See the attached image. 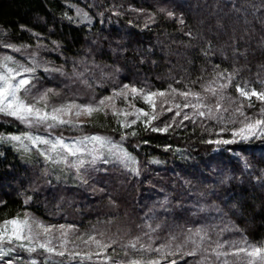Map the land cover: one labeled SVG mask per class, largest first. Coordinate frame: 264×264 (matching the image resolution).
I'll return each instance as SVG.
<instances>
[{"label":"trees","instance_id":"16d2710c","mask_svg":"<svg viewBox=\"0 0 264 264\" xmlns=\"http://www.w3.org/2000/svg\"><path fill=\"white\" fill-rule=\"evenodd\" d=\"M193 5L197 8L191 14L188 8ZM73 6L88 11L92 23L65 19L64 13L75 17ZM198 9L201 13H196ZM167 11H173L175 17L169 18ZM181 15L185 20L182 30L178 23ZM21 25L30 31L22 30ZM189 28L196 39L184 35ZM31 33H39L49 49L52 41L61 45L60 51L41 50L39 55L56 66L63 65L68 76L53 74L49 78L42 71L37 75L41 77L40 86L53 87L62 95L88 99L94 91L98 99L125 83L147 90H165L172 84L183 90L198 77L210 79L211 66L200 52L209 40L215 50L212 62L229 72L237 70L227 96L236 102L243 99L235 90L237 83H247L257 91L264 89V0H0V55L7 53L26 62L38 43ZM5 43L31 48L14 53L4 48ZM73 60L86 61V65L78 64L77 70L89 69L91 89L72 77ZM202 68L206 69L203 73ZM193 87L200 90L199 84ZM133 102L144 107L139 98ZM252 102L254 107L245 111L258 115L264 105L255 98ZM229 105L225 100L224 106ZM172 115L165 113L153 124L162 126ZM89 123L95 126L88 127ZM185 124L187 127L170 129L166 134L145 131L139 123L133 126L138 134L125 146L140 161V175L132 176L119 165L98 164L99 170L85 187L59 171L45 176L43 160L34 148L24 153L10 144L0 145V221L28 211L49 225H74L77 235L100 239V233H104L122 243L140 235V225L160 223L162 227L155 234L157 244L166 242L170 233L178 234L186 228L212 224L219 231L227 225L230 230L223 232L221 241L264 246V179H258L264 177V140L222 145L216 151L215 145L203 142L216 139L214 133L202 130L199 122L195 131L191 123ZM85 125L88 133L119 140V126L110 112L107 117L98 113ZM207 125L216 127L212 122ZM22 131L36 130L0 115V135ZM60 131L66 137L77 135L68 129H57L53 135ZM223 138H230V133H224ZM143 140L149 143L142 144ZM137 144L138 149L133 147ZM166 145H170L167 151ZM153 159L160 163H149ZM243 159L250 169L243 168ZM225 175L234 179L221 184ZM100 188L105 191H98ZM165 195L171 201L168 211L157 203ZM28 197L31 199L25 203ZM201 207L205 211H198ZM153 208L155 219L146 220V215L153 216ZM114 247L115 253L108 250L113 259L126 260L119 245ZM20 255L28 264L29 254ZM31 258L38 264H45L46 259L47 264H80L67 255L31 254ZM173 259L176 264H188L193 258L177 253L168 257L169 264ZM6 260H0V264H6Z\"/></svg>","mask_w":264,"mask_h":264},{"label":"snow or ice","instance_id":"6c2138e0","mask_svg":"<svg viewBox=\"0 0 264 264\" xmlns=\"http://www.w3.org/2000/svg\"><path fill=\"white\" fill-rule=\"evenodd\" d=\"M73 7L76 12L75 17L64 13L65 19L70 23L79 22L89 25L92 23V16L88 11ZM166 15L169 18L175 17L173 11H167ZM178 23L182 30L185 25L182 15L178 18ZM20 28L30 31L24 25ZM31 34L38 43L35 50L29 53L30 59L26 62L16 59L13 55H0V115L14 118L26 128L36 131H22L19 135H0V145L10 144L15 150H22L24 153L30 152L33 148L36 149L43 160L45 176L59 171L79 186L85 187L93 178L92 174L99 170L98 164L119 165L132 176H139L140 161L125 146L129 138L137 136L138 133L133 126L138 123L143 125L145 131L166 134L170 129L187 127L185 121L191 123L195 131V126L199 122L202 130L207 131L209 135L213 133L216 135V139L203 141L215 145L216 151H219L222 145L248 143L255 139L264 140V106L259 109L258 115H248L245 111L246 108L254 107L253 97L264 105V89L257 91L255 87L249 89L247 83L243 86L237 83L235 90L243 99L236 102L227 96L226 90L232 85L235 79L234 73L237 70L229 72L228 69H221L220 64L212 62L215 50L210 40L206 42V47L200 49L201 55L211 66L210 79L207 81L203 80V76L198 77L191 81L190 85H185L183 90L173 87L172 84H169L165 90H147L125 83L119 88L114 87L110 95H104L98 100L93 91L86 103L77 102L80 99L79 95L53 103L52 98L58 97L60 93L52 88L40 90L37 85L41 77L37 73L42 71L49 78L53 74L66 77L68 73L63 65L56 66L50 60L41 58L39 53L41 50L60 51L61 45L57 41H52V47L49 49L48 45L42 43L39 33ZM184 35L190 40L196 39L190 28L184 32ZM3 46L14 53H23L31 48L27 44L17 46L5 43ZM233 51L235 54L236 49ZM72 63V77L91 89L92 84L87 78L89 69L85 67L82 71L77 70V65H86V61L73 60ZM94 67L98 66L94 65ZM116 71L118 72L119 69ZM201 71L203 73L206 69L202 68ZM196 84H199L200 90H195L193 85ZM130 96L131 99H129ZM137 98L141 99L150 111L145 107H138L133 102ZM117 100H122L126 107L117 108ZM225 100L230 102L229 107L224 106ZM244 101H247V104ZM109 112L119 126V140H115L110 135L88 133L84 130L86 125L80 117L91 118L95 113H103L107 117ZM165 113H173V115L169 120L164 121L162 126L153 124ZM178 117L179 120H177ZM207 122H212L216 127H208ZM87 126L95 125L89 123ZM57 129L75 131L77 135L66 137L63 131L53 135ZM129 129L131 131H128ZM40 130H43L45 134H36ZM116 131L117 129H113V132ZM224 133H230V138H223ZM141 143L148 144L149 141L143 140ZM139 146V144L133 145L136 149ZM169 147L170 145H166L165 150L167 151ZM149 163L158 164L160 161L153 159ZM242 164L245 170L251 168L246 159L242 160ZM104 170L107 171V168L105 167ZM232 179H234L233 176L225 175L220 183L227 184ZM258 179H264V177ZM93 190L96 191L95 188ZM98 191L104 192L105 189L100 188ZM30 199L31 197H28L25 203ZM157 203L168 211L167 206L171 201L165 195L164 199ZM150 211L153 212V216L146 215V220L155 219V209ZM198 211H205V208L201 207ZM139 227L142 230L141 234L130 238L126 243H122L120 239L113 236L105 237L104 233H100V239L96 235H87V239L78 236L77 239L87 245L90 250L70 251L69 243H73L74 249L78 247L69 239L71 231L75 228L74 225H45L25 212L23 218L15 216L0 222V260L7 258L6 264H24V257L20 253L26 252L29 254L28 264H38L36 259L31 258V254L34 253L54 254L59 257L67 255L69 260L78 258L80 264L85 262L88 264H162V262L169 264L168 257L180 253L182 258H193L188 264H264V246L258 247L248 244L247 241L219 239L223 232L230 230L227 225L220 227L219 231H216L218 226L212 224L186 228L178 234L170 233L166 242L159 244L156 243L155 234L162 227L160 223L154 226L152 223H144ZM57 232L59 235H56ZM213 234L216 239H213ZM116 245H119L126 260H114L113 255L109 254L110 248L112 253L116 252L114 247ZM93 247L95 251L91 250ZM170 264H176V260L173 259Z\"/></svg>","mask_w":264,"mask_h":264},{"label":"rangeland","instance_id":"374dc122","mask_svg":"<svg viewBox=\"0 0 264 264\" xmlns=\"http://www.w3.org/2000/svg\"><path fill=\"white\" fill-rule=\"evenodd\" d=\"M198 1H200V0H198ZM197 7L195 6V5H193L192 7H190V8H188V12L190 13L191 12V14H192V12L196 9ZM201 10V9H200ZM199 9L196 11V13L197 12H200L201 13V11H200ZM3 54H5V53H3ZM2 54V55H3ZM7 54V53H6ZM37 87L40 89V90H43V89H47V88H49V87H43V86H40L39 84L37 85ZM52 89H53V87H51ZM250 89V88H249ZM56 90V89H55ZM59 92V91H58ZM60 93V95L58 96V97H53L52 98V101H53V103H59V102H62L63 100H65V99H70V98H73V95H62L61 93V91L59 92ZM254 98V97H253ZM99 99V98H98ZM97 99V100H98ZM131 99V98H130ZM88 100H89V98L88 99H84V98H80L77 102H81V103H86V102H88ZM29 102H31V98H29ZM116 106H117V108H124V107H126V105L124 104V102H122L121 104H119L118 103V101H117V104H116ZM144 107L147 109V106L146 105H144ZM147 110H149L150 111V109H147ZM97 114L98 113H95L94 115H93V117H91V118H88V117H86V116H82V117H80V120L81 121H83L84 123H87V122H89L90 120H93V118H95L96 116H97ZM129 119H131V118H129ZM36 134H45L44 132H43V130H41V131H39V132H37ZM15 135H19V133L17 134V133H15ZM22 151V150H21ZM25 212H27V213H29V215L31 216V217H33L36 221H38V222H43L42 220H40L39 218H37V217H35L32 213H30V212H28V211H25ZM25 212H23L21 215H19V217L20 218H23L24 217V213ZM10 219V218H9ZM3 221V220H2ZM2 221H0V222H2ZM45 225H49V224H47V223H45V222H43ZM56 235H59V233L57 232L56 233ZM78 236H83L84 237V239H87L86 237L87 236H84V235H77L76 233H74L73 232V230L71 231V233H70V235H69V239L71 240V241H74L75 242V245H78V247H76L75 249H74V245H73V243H69L68 244V249L70 250V251H72V250H77V251H87V250H90L89 248H88V246L87 245H85V244H83V243H81V241L80 240H78L77 239V237ZM91 250H93V251H95V249H94V247L91 249ZM35 254V253H34ZM47 255H49V254H47ZM51 255H54V254H51ZM7 258H5V259H3V260H6ZM78 259V258H77ZM2 261V260H1Z\"/></svg>","mask_w":264,"mask_h":264}]
</instances>
